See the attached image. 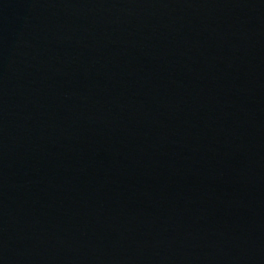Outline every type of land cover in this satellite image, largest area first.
<instances>
[{
  "label": "water",
  "instance_id": "obj_1",
  "mask_svg": "<svg viewBox=\"0 0 264 264\" xmlns=\"http://www.w3.org/2000/svg\"><path fill=\"white\" fill-rule=\"evenodd\" d=\"M0 264H264V0H0Z\"/></svg>",
  "mask_w": 264,
  "mask_h": 264
}]
</instances>
